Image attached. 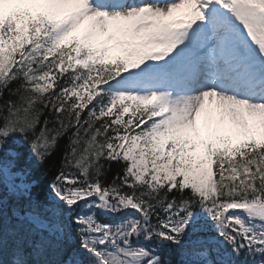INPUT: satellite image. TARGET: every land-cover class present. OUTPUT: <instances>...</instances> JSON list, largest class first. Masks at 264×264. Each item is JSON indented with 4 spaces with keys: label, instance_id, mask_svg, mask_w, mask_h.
<instances>
[{
    "label": "snow or ice",
    "instance_id": "obj_1",
    "mask_svg": "<svg viewBox=\"0 0 264 264\" xmlns=\"http://www.w3.org/2000/svg\"><path fill=\"white\" fill-rule=\"evenodd\" d=\"M0 264H264V0H0Z\"/></svg>",
    "mask_w": 264,
    "mask_h": 264
}]
</instances>
